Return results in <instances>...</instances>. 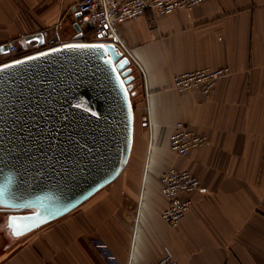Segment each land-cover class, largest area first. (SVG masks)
<instances>
[{"label":"crops","instance_id":"0c3cea01","mask_svg":"<svg viewBox=\"0 0 264 264\" xmlns=\"http://www.w3.org/2000/svg\"><path fill=\"white\" fill-rule=\"evenodd\" d=\"M78 1L0 0V64L10 56L2 45L17 40L24 47V36L46 27L76 40ZM117 31L147 85L134 67L135 138L127 166L77 208L23 236L13 235L7 214L5 228L0 221V264H106L92 236L103 238L123 264H145L167 249L183 264H264V0L148 11ZM95 36L89 29L80 38ZM222 66L231 73L210 94L173 88L177 73ZM177 121L207 135L208 144L174 153L169 135ZM170 166L202 180L186 195L192 205L177 227L162 217L160 173Z\"/></svg>","mask_w":264,"mask_h":264},{"label":"water","instance_id":"95a60500","mask_svg":"<svg viewBox=\"0 0 264 264\" xmlns=\"http://www.w3.org/2000/svg\"><path fill=\"white\" fill-rule=\"evenodd\" d=\"M23 40L45 41L41 32ZM135 79L127 56L96 41L0 64V208L14 236L66 215L122 173L134 144Z\"/></svg>","mask_w":264,"mask_h":264},{"label":"built area","instance_id":"2783aa9c","mask_svg":"<svg viewBox=\"0 0 264 264\" xmlns=\"http://www.w3.org/2000/svg\"><path fill=\"white\" fill-rule=\"evenodd\" d=\"M206 0H79L76 10L80 12L76 22L82 32L89 29L95 31L93 41L113 43L119 51L127 56L131 65L136 67L142 75L145 88L146 72L140 62L133 56L125 41L119 36L117 26L148 11L153 13L168 14L176 9H192ZM44 43L33 41L27 44L26 54L18 56L21 50L17 40L8 44L11 60H17L36 53H40L69 42L51 33L50 28L41 31ZM76 40L85 41L83 38ZM75 41V40H74ZM73 42V41H70ZM8 60V61H11ZM7 62V61H6ZM231 68L222 66L217 68L203 67L195 70L180 72L174 75L173 88L178 92L189 89H199L205 94H210L216 87L219 79L229 75ZM148 94L147 89L145 90ZM151 123V122H150ZM209 142V137L196 132L188 123L177 121L169 135L170 149L180 156L187 155L191 150L202 147ZM161 190L167 199V205L162 212L163 219L172 227H177L185 214L191 208L192 200L186 195L201 188L202 180L189 169H180L170 166L160 173ZM139 219V210L134 214ZM90 242L100 254L106 264H123L111 249L109 244L101 237L92 236ZM127 264H134L129 262ZM145 264H183L178 261L174 253L167 249L165 253Z\"/></svg>","mask_w":264,"mask_h":264},{"label":"rangeland","instance_id":"374dc122","mask_svg":"<svg viewBox=\"0 0 264 264\" xmlns=\"http://www.w3.org/2000/svg\"><path fill=\"white\" fill-rule=\"evenodd\" d=\"M46 28H50L51 29V33H53V30L55 29V26H51V27H46ZM45 29V28H44ZM84 39V38H83ZM85 41H93V40H91L90 38L89 39H84ZM22 43L24 44V45H27V43H25V41L24 40H22ZM10 57H12L11 55L8 57V59L10 58ZM134 90L136 91L137 90V88H136V82H135V87H134ZM145 96H146V91H145ZM132 100H133V103H134V106H135V108H136V103H137V98L133 95V97H132ZM148 109H149V106L147 105V103H146V100H145V111L147 112L148 111ZM146 116H148L147 114H146ZM8 214V212H6L3 216H1L0 217V221L2 222V227H6V215ZM17 238H20V237H17Z\"/></svg>","mask_w":264,"mask_h":264},{"label":"trees","instance_id":"16d2710c","mask_svg":"<svg viewBox=\"0 0 264 264\" xmlns=\"http://www.w3.org/2000/svg\"><path fill=\"white\" fill-rule=\"evenodd\" d=\"M26 51H27V47H22L18 56H22L26 54ZM11 59L12 57H10L8 60H11Z\"/></svg>","mask_w":264,"mask_h":264},{"label":"bare ground","instance_id":"6f19581e","mask_svg":"<svg viewBox=\"0 0 264 264\" xmlns=\"http://www.w3.org/2000/svg\"><path fill=\"white\" fill-rule=\"evenodd\" d=\"M75 41H77V42H84V41H81V40H75ZM98 42V41H97ZM134 138H135V133H134ZM0 210H4V209H1L0 208ZM4 211H7V210H4ZM25 212V211H24ZM27 234V233H26Z\"/></svg>","mask_w":264,"mask_h":264},{"label":"flooded vegetation","instance_id":"af4514ba","mask_svg":"<svg viewBox=\"0 0 264 264\" xmlns=\"http://www.w3.org/2000/svg\"><path fill=\"white\" fill-rule=\"evenodd\" d=\"M6 212H8V215H10V212L9 211H6ZM26 212V211H25Z\"/></svg>","mask_w":264,"mask_h":264},{"label":"snow or ice","instance_id":"6c2138e0","mask_svg":"<svg viewBox=\"0 0 264 264\" xmlns=\"http://www.w3.org/2000/svg\"><path fill=\"white\" fill-rule=\"evenodd\" d=\"M100 47H103V46H100Z\"/></svg>","mask_w":264,"mask_h":264}]
</instances>
